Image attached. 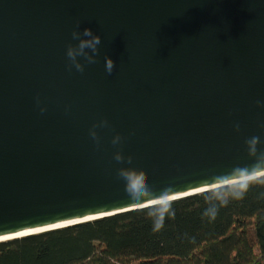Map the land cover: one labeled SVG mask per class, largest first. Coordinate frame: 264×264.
<instances>
[{
    "label": "water",
    "instance_id": "1",
    "mask_svg": "<svg viewBox=\"0 0 264 264\" xmlns=\"http://www.w3.org/2000/svg\"><path fill=\"white\" fill-rule=\"evenodd\" d=\"M253 137L264 154V0H0V242L148 207L122 168L205 192Z\"/></svg>",
    "mask_w": 264,
    "mask_h": 264
},
{
    "label": "trees",
    "instance_id": "2",
    "mask_svg": "<svg viewBox=\"0 0 264 264\" xmlns=\"http://www.w3.org/2000/svg\"><path fill=\"white\" fill-rule=\"evenodd\" d=\"M205 192L173 200L159 232L145 207L2 241L0 264H264V184L214 221Z\"/></svg>",
    "mask_w": 264,
    "mask_h": 264
},
{
    "label": "clouds",
    "instance_id": "3",
    "mask_svg": "<svg viewBox=\"0 0 264 264\" xmlns=\"http://www.w3.org/2000/svg\"><path fill=\"white\" fill-rule=\"evenodd\" d=\"M74 40H79L78 45H70L67 50V56L76 70L83 72L84 64L78 60V57H85L88 63H95L96 56L100 53L98 47L102 43V37L94 34L91 28H85L83 32L74 31ZM83 37V38H81ZM90 50V52L88 51ZM115 62L111 57H105L106 72L111 75L115 69ZM92 136L96 133L93 131ZM120 138L116 137V141ZM114 141V143L116 142ZM250 155L256 158V163L251 167L235 168L228 176L214 178L212 182L207 183L209 188L203 193L204 199L208 204L204 215L210 220H215L219 209L227 207L230 200L243 199L246 193L254 184H264V154H258L259 138L253 137L247 141ZM117 160H122L120 154L116 155ZM131 163V157H129ZM119 175L125 181L126 192L135 203H145L150 201L147 214L153 220V230L159 232L163 229L167 218H174L176 213L173 207L174 201L171 188H164L154 191L146 182L143 173H137L133 169L122 168Z\"/></svg>",
    "mask_w": 264,
    "mask_h": 264
}]
</instances>
